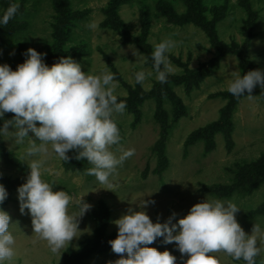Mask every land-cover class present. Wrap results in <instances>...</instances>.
<instances>
[{"label":"rangeland","instance_id":"374dc122","mask_svg":"<svg viewBox=\"0 0 264 264\" xmlns=\"http://www.w3.org/2000/svg\"><path fill=\"white\" fill-rule=\"evenodd\" d=\"M115 1L0 0V18L9 5L19 4L9 23L0 24V64L15 70L27 58V49L34 48L46 54L44 62L48 66L71 56L89 74L97 75L107 67L119 84L118 102L127 105L123 114L113 117L122 137L120 146L135 149V154L117 168L111 189L86 174L92 165L76 160L74 150L69 151L68 161L55 156L48 160L42 179L55 182L53 191L65 190L74 198L83 197L97 213L88 211L80 220L82 234L62 249V254H53L47 242L33 233L28 210L20 212L17 189L29 174L27 138L24 144H17L0 135L8 151L6 154L0 147V184L8 192L0 208L13 222L10 230L17 252L13 264H65L68 250L78 251L84 241L96 238L102 214L107 212L105 235L111 237L118 233L113 222L129 208L142 210L139 205L143 201H149L143 210L154 223L166 222L173 213L176 216L172 222L176 223L205 199L231 201L241 209L236 219L247 234L254 224L264 230V216L257 213L264 205V184L252 195L236 192L229 198L206 191L207 187L232 185L239 166L264 157V94L258 93L262 92L260 86L254 88L253 99L243 96L237 103L230 139L226 132L217 133L211 151L205 140L186 146L204 129L221 123L229 100L217 96L229 93L228 84L236 75L255 69L264 72V0H198V4L191 0H125L113 9ZM192 13L201 24L171 20V14L180 18ZM112 14L125 29L115 27ZM93 23L96 28L90 27ZM164 40L175 43L167 53L173 73L166 83L156 80L154 71L143 84L136 83L135 73L152 69L154 46ZM222 45L233 50L246 47L250 69H244L238 54L225 52ZM13 115L6 113L3 119H12ZM29 137L35 139L31 132ZM163 141L165 152L160 144ZM76 210L69 206L70 212ZM149 247L170 251L178 264L187 259L181 257L175 242L165 244L162 237ZM213 255L222 264H245L223 252ZM119 258L108 247L91 253L82 264H113ZM256 259L261 264L264 251Z\"/></svg>","mask_w":264,"mask_h":264},{"label":"clouds","instance_id":"9594fccd","mask_svg":"<svg viewBox=\"0 0 264 264\" xmlns=\"http://www.w3.org/2000/svg\"><path fill=\"white\" fill-rule=\"evenodd\" d=\"M18 9L19 4L9 5L0 24L7 25ZM90 27L97 25L93 23ZM174 47L171 40L156 44L152 69L137 71L136 83L143 84L153 76V71L156 80L166 83L174 71L167 53ZM25 55L27 58L15 70L8 64H0V119L6 113L14 114L12 119H3L0 135L14 139L17 144H24L27 138L25 157L29 174L17 189L20 212L23 214L27 209L33 233L47 242L53 254H62L61 250L82 234L80 220L92 205L65 190L53 191L55 182L42 179V173L47 171L51 157L68 161L69 151L74 150L76 160H86L92 165L86 174L108 189L113 188L117 168L135 154L134 148L124 150L120 146L122 137L113 118L114 114H123L127 105L118 102L119 84L107 67L93 75L82 71L71 56L61 57L48 66L44 62L45 53L29 48ZM257 85L264 89V72L260 69L236 75L227 91L234 97L246 95L251 100ZM30 132L35 139L29 137ZM7 198V189L0 184V205ZM148 204L149 201H143L139 211L129 208L127 214L113 222L118 233L109 244L120 257L113 264H178L170 251L149 247L161 237L165 244L175 242L181 257H187L183 264H222L213 255L220 252L237 261L242 259L245 264H257L256 258L264 251L261 247L264 230L254 224L251 234H247L236 219L241 209L231 201L205 199L194 204L176 223L172 222L175 213L164 223H154L143 210ZM70 205L77 210L70 212ZM12 223L10 214L0 208V264H13L17 255L10 230Z\"/></svg>","mask_w":264,"mask_h":264},{"label":"trees","instance_id":"16d2710c","mask_svg":"<svg viewBox=\"0 0 264 264\" xmlns=\"http://www.w3.org/2000/svg\"><path fill=\"white\" fill-rule=\"evenodd\" d=\"M125 0H117L113 3V9L114 7L117 8L120 5L124 3ZM191 3L198 4V0H191ZM195 13H192L191 16H182L177 17L171 14V20L173 22H178L182 24L186 23H200L199 20H197L195 17ZM112 21L117 29H125L124 24L120 21V19L112 14ZM198 17V16H197ZM201 24V23H200ZM221 47L225 52H233L234 54H238L239 59L241 61L242 67L244 69H250V62L249 60H246V54L248 53V50L246 47L243 49L233 50L228 48L225 45H222ZM262 92H258L262 95L264 94V89H261ZM247 94V93H246ZM246 96V95H245ZM263 96V95H262ZM217 97H223L226 100H229V105L227 108L223 111L222 114V121L220 124H214L210 127L204 129L201 131L197 137L191 138V140L187 143V147L195 145L197 142H200L202 140H205L208 142L209 151L214 149L215 142H214V136L217 133L226 132L228 139H230V134L232 133L234 129V124L232 123V115L235 111L236 105L239 102V100L243 97H234L230 93L226 94H220ZM162 151L165 152V142L162 143ZM0 147L4 149L2 146V140L0 136ZM4 152H8L4 149ZM8 154V153H6ZM9 156V155H8ZM79 167H82L79 165ZM235 182L232 185H225V186H214V187H207L206 191L211 193L214 196H218L220 198H229L234 195L236 192L242 193V195H252L255 191L259 189V187L264 184V157L253 164L245 165V166H239V170L235 174ZM90 213H93L96 215L97 213H94L92 209L89 210ZM106 213L102 216H100V220L98 223L97 231H96V238L94 240L88 239L84 241L81 244V249L78 251L75 250H68L65 254V264H82L83 260L88 258L91 253H100L103 250H105L108 247H111L109 244L110 240H113L116 238L117 234L112 235L111 237H106L105 232L108 227V219L106 217ZM257 213L260 216H264V205L257 211ZM159 239V238H157ZM258 264V263H257Z\"/></svg>","mask_w":264,"mask_h":264}]
</instances>
